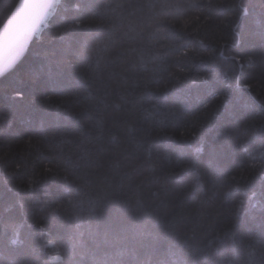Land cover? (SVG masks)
Masks as SVG:
<instances>
[{
  "label": "snow or ice",
  "instance_id": "1",
  "mask_svg": "<svg viewBox=\"0 0 264 264\" xmlns=\"http://www.w3.org/2000/svg\"><path fill=\"white\" fill-rule=\"evenodd\" d=\"M157 6L155 2L19 0L0 27V77L5 75V67L13 71L19 67L31 43L38 40L43 44V29L51 31L57 19L62 21L64 31L83 30V39L58 37L53 32L50 47L39 53V65L26 69L25 75L43 98L45 108L40 122L30 126L23 140L35 160L31 167L24 161L16 163L11 173L5 169L0 173V183L9 192L17 188L15 195L21 196L47 183L50 177L59 178V196L50 200L45 193L43 203L32 201L34 207L40 206L41 214L28 227L39 233L45 256L55 242L62 264H83L89 255L91 264H151L164 245L168 246L167 258L157 264H184L174 247L191 248L205 260L213 255L224 257L210 264H238L235 257L245 249L247 258L240 264H264V100L250 96L254 103H246L245 112L238 105L242 89L249 93L261 89L264 94V78L245 83L237 76L223 88L213 83L217 76V31L230 29L235 39L241 35L236 31L240 22L247 19L255 33L264 38V12L253 15L255 5L245 0H162L159 7L165 11L162 18H157L159 39L145 38L143 30L129 21L122 39H130L136 46L116 47L107 31L116 25L105 20L103 14L121 9L127 12L120 17L123 22L136 11ZM34 9L41 10L31 11ZM70 11L74 13L71 16ZM90 48L93 56L88 55ZM110 49H115L114 56ZM219 55L224 57V52L219 50ZM129 56L134 58L130 64ZM224 58L243 68L237 57ZM259 58L264 62V50ZM84 59L88 60L86 70L76 73ZM247 60L255 63L257 57L253 54ZM117 61L129 66L120 73L111 70ZM24 83L20 77L7 85H15L11 101L24 98ZM83 84L92 90L82 91ZM160 92L165 96L171 93V106L152 102L151 97ZM145 101L150 107L143 106ZM136 110L142 112L147 124L140 129L143 135L139 138L131 135L133 128L128 120ZM81 114H87L90 123L80 122L77 117ZM73 120L75 125L70 123ZM226 120L229 123H224ZM231 121L240 125L249 145L261 141V150L244 148L240 170L233 175L228 174L226 156L233 141ZM115 128L123 132L114 133ZM154 129H158L155 137ZM212 132L216 133L214 137L210 136ZM154 139L161 142L157 161L151 151ZM125 141L143 147V156L120 174L114 191L113 172L121 164L116 150ZM5 160L6 156L0 157V161ZM16 174L20 175V184L10 187V177ZM82 188L89 190L86 197L80 194ZM146 192L159 201L153 212L143 211ZM121 195L125 199H120ZM133 199L137 211L131 224L118 221L115 214L105 215L114 203L117 212L127 211ZM217 204L227 206L228 216L205 247L201 248L197 240L189 243L178 239L189 213L195 210L205 217ZM13 207L23 209L25 204L17 199L0 212V264H17L9 258V243L17 241H9L8 232L19 236L16 229L22 223L6 215ZM257 212L260 233L243 232L248 222L256 220ZM65 217L74 221L70 229L63 227ZM101 247H116V258L97 259ZM138 249L144 250V258Z\"/></svg>",
  "mask_w": 264,
  "mask_h": 264
},
{
  "label": "trees",
  "instance_id": "2",
  "mask_svg": "<svg viewBox=\"0 0 264 264\" xmlns=\"http://www.w3.org/2000/svg\"><path fill=\"white\" fill-rule=\"evenodd\" d=\"M17 0H0V25L9 15L13 6ZM99 3H132V4H148L149 2L157 3V7L149 10L145 7L142 11H136L133 16L128 17L127 20L121 22V16H127V12H124L121 9L116 11L107 10L103 14V18L111 24H115V28L108 29L111 33V37L116 41V47H128L129 45L136 46V43L130 39L123 38L122 35L124 32L129 30V21L133 22V25L137 30H143V36L145 38L150 37L152 40L159 39L160 34L156 33V28L159 26L158 17L162 18L164 9L159 7L162 0H96ZM249 5H255L252 9L253 15L259 16L261 12H264V7H261L264 4V0H245ZM129 11H133L129 9ZM73 12H69V15H73ZM142 17V19H140ZM241 27L237 28L236 31L240 32L241 35L234 37V33L230 29H222L217 31V36L214 41V47L218 49L215 60V71L217 73L216 79L213 81L216 87L223 88L226 82H231L235 77L239 76L240 80L245 83H257L262 78H264V62L260 60V54L264 50V38H261L260 35L255 33V29L252 26L250 20H243L240 22ZM57 28L60 31H57ZM232 28H236L235 25H232ZM56 32L57 36H66V37H75L76 39H83V30L77 29H68L67 31L63 30L62 21L57 19L53 22V28L51 31L48 29H43V44L40 41H34L31 43L29 49L26 51L23 62L19 64V67L15 71L11 69L6 72L4 76L0 77V157L6 156L5 161H0V173L5 169L11 173L18 162H28V166L31 167V163L35 160V155L29 156L28 151L23 145V140L26 139L25 133L29 130L32 124H38L40 122V117L43 115L45 108L42 107V97L39 96L38 90L33 86L31 81L25 75L26 69L31 67H37L40 63L41 56L39 53H42L45 47H50L48 41L52 33ZM219 50L224 52V57H237V60L243 63V68L241 69L239 64L234 63L231 59H225L219 55ZM110 54L115 55V49H110ZM255 54L257 60L255 63H249L247 58L250 55ZM89 56H93L91 48L88 53ZM134 58L132 56L127 57L129 64ZM88 60L84 59L80 61L75 69L76 73H81L86 70ZM129 65L123 61H117L113 66V71L118 73L122 72ZM151 67V66H149ZM131 75V73H129ZM23 77L25 83L21 86V90L24 92L23 99H16L11 101L10 97L14 96L13 88L8 87L11 82L17 80L18 78ZM95 85H93L94 87ZM115 88L116 86L113 85ZM85 88L88 91L92 89L88 87L87 84L81 85V90ZM250 96H255L257 100H264V94H261V89H256L251 93L246 89L241 90V95L238 101L240 111L245 112L248 109L245 108L246 103H254ZM35 97V99H33ZM151 100L154 104L157 105H172V96L169 93L168 96H165L163 92L156 93L151 97ZM144 107H150V105L145 101L143 102ZM223 111V109H221ZM77 119L80 122H88L89 117L87 114H81ZM129 123L132 125L133 131L132 136L139 138L143 135L140 129L147 126L143 114L140 110H136L130 117H128ZM72 125L76 124V120L70 122ZM224 123H229L228 120ZM231 125L234 129L233 131V141L231 148L227 152L226 156L229 161L228 174H236L240 170L241 160L244 158V148L249 147L250 151L261 150V141L256 140L254 144L249 145L245 139V134L240 130V125L235 121H231ZM156 131L154 129L152 132L153 137L156 136ZM114 133L123 132L122 128L113 129ZM215 132L210 133V136L214 137ZM119 138V137H118ZM211 139V138H210ZM161 147V142L159 139H154L151 151L153 153V160L157 161V149ZM121 164L113 172L115 179L111 181L112 189L115 191L118 189L119 176L124 171L130 170V165H133L137 162V157L143 156V147H137L134 143H128L125 141L120 145L116 150ZM166 163V162H164ZM160 174L159 170L158 173ZM95 178V177H94ZM20 184V175H12L10 177L9 186H19ZM62 182L58 177L49 178L47 183L42 184L40 187L36 188L34 191H28L22 193L21 196H16L15 192L18 190L14 188L13 191L9 192L5 189L3 183H0V212L3 211V208L6 204H12L14 200H21L25 207L19 209L13 207L10 213L6 215L12 216L17 221L22 223V226H18L16 231L19 233V236L13 234L10 230L8 232V239H16L17 243H9L11 249L9 253L10 259H15L17 264H62V261L57 257L60 255V252L57 251L55 242L52 246L47 249V256L44 255L45 250L42 248V239L39 233L35 229H30L29 224L33 222V218L40 215V206L34 207L32 201L37 200L43 201L46 199L45 193H47V199H55L60 195V187ZM89 190L87 188H82L80 191L81 196H87ZM207 195L211 196V191L207 192ZM120 199H125L124 196H120ZM159 201L154 200L150 193H145L144 202H143V211L153 212L157 209ZM117 205L114 203L110 211L106 212V216L115 214V217L118 221L131 224L136 215V204L135 199L130 203V207L127 211L117 212ZM210 215L205 217H200L195 210L187 215L185 224L182 230L178 233V239L183 241L187 240L189 243L192 240L200 241L199 246L201 248L205 247V242L211 240L213 233L219 230L223 224L226 222L228 212L227 206H220L219 204L209 209ZM256 220L248 222L243 232H253L260 233L261 231V222L259 219V213H256ZM74 221L71 217H65L63 220V227L70 229ZM148 226L151 228V222H148ZM195 229V231H193ZM157 231L158 229H153ZM259 238V237H258ZM91 247V245H90ZM173 251L180 257L184 264H210V261L222 260L224 257L222 255H213L209 260H205L203 254L194 252L191 248L188 247H174ZM231 252V249L228 250ZM247 251L245 249H240L238 255L235 257L240 262L244 261L247 258ZM116 247H101L97 251V259L105 258V256H110L113 259L116 258ZM138 252L143 257V249H138ZM168 246L164 245L160 252L153 256L151 264H157L158 261L164 260L167 258ZM79 259V258H78ZM175 259V257H173ZM92 257L85 256L83 264H91Z\"/></svg>",
  "mask_w": 264,
  "mask_h": 264
},
{
  "label": "water",
  "instance_id": "3",
  "mask_svg": "<svg viewBox=\"0 0 264 264\" xmlns=\"http://www.w3.org/2000/svg\"><path fill=\"white\" fill-rule=\"evenodd\" d=\"M18 3H19V0L16 1L15 5L18 4ZM15 5L13 6V8H12V10L10 11L9 15L11 14L12 11L15 10ZM40 10H41V9H34V10H31V11H40ZM9 15H8V16H9ZM8 16H7V17H8ZM5 20H6V19H5ZM5 20H4V22H5ZM4 22L0 25V27L3 26ZM24 55H25V54H24ZM6 64H7V60H5V62H4V65H6ZM0 66H3V65H0ZM11 69H12V68L5 67V73L8 72V71H10Z\"/></svg>",
  "mask_w": 264,
  "mask_h": 264
}]
</instances>
